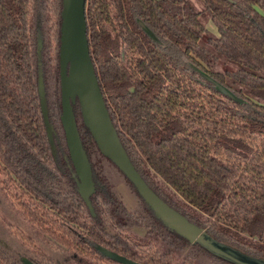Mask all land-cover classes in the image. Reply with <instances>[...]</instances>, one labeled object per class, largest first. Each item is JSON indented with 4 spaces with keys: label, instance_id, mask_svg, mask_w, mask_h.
Listing matches in <instances>:
<instances>
[{
    "label": "trees",
    "instance_id": "trees-1",
    "mask_svg": "<svg viewBox=\"0 0 264 264\" xmlns=\"http://www.w3.org/2000/svg\"><path fill=\"white\" fill-rule=\"evenodd\" d=\"M60 10L61 0H0V195L34 235L13 224L9 232L33 264H58L42 242L67 252L63 264H121L101 246L140 264H196L173 250L134 254L135 247L156 253L151 240L130 231L138 218L111 191L90 197L91 213L68 154L54 160L38 104L31 17L47 15L54 49ZM84 15L103 100L134 168L192 223L264 258V0H86ZM50 104L58 124L59 99ZM73 112L90 161L99 151L77 103ZM92 173L105 186L93 164ZM0 264L22 263L0 245Z\"/></svg>",
    "mask_w": 264,
    "mask_h": 264
},
{
    "label": "water",
    "instance_id": "water-1",
    "mask_svg": "<svg viewBox=\"0 0 264 264\" xmlns=\"http://www.w3.org/2000/svg\"><path fill=\"white\" fill-rule=\"evenodd\" d=\"M86 0H61L58 76L60 87V123L71 165L74 169L76 190L92 213L90 197L95 192L90 161L82 147L73 105L78 104L81 123L86 127L99 153L107 158L132 184L133 188L153 212L155 217L169 230L190 244H197L209 254L233 264H264V258L247 255L243 251L224 242L217 241L204 229L189 222L183 215L167 205L146 184L134 168L116 129L111 121L98 84L97 76L89 54L86 34L84 7ZM144 33L155 43L160 44L151 30L138 21ZM41 41L37 42V52ZM193 66V65H192ZM214 88L234 101H239L229 90L201 72ZM39 104L46 126L48 141L54 152L52 128L47 121L46 103L41 80L38 81ZM99 251L106 257L121 264H138L124 256L102 247ZM23 264H33L27 258H21Z\"/></svg>",
    "mask_w": 264,
    "mask_h": 264
},
{
    "label": "flooded vegetation",
    "instance_id": "flooded-vegetation-1",
    "mask_svg": "<svg viewBox=\"0 0 264 264\" xmlns=\"http://www.w3.org/2000/svg\"><path fill=\"white\" fill-rule=\"evenodd\" d=\"M38 31L41 34V30H40L39 26H37L36 27V30L34 31V40L35 41H34V51H33V56H34L33 62H34V67H35V71H36V80H35L36 81V91H37L38 104H39L38 81L40 79L41 80V84H42V88H43V92H44V99H45V103H46L47 121H48L49 125L52 128V137H53V145H54V150H53L54 152L53 153H52V150H51V147H50V143L48 141L46 126H45V123H44V118H43V115H42V111L40 109V115H41L42 124H43V128H44V134L46 136V140H47V143L49 145L51 154L53 155L54 160L56 162H58L59 161V158L61 156L62 157H65V154H68V151H67V147H66V143H65L64 132H63V129H62V126H61V123H60L61 109H60V113H59V123L58 124H59L62 132L61 131L58 132V130L56 128V124L57 123H55L54 121H52L50 119V110H49V108H50L49 107L50 106L49 105L50 102H49V97H48V92H47L46 81H45V69H44L45 65H44V60H43V56H42V51L44 50L43 49L44 40H43V37H42L41 40H40L41 41V47H40L39 52H37V42H38V34H37V32ZM41 36H42V34H41ZM57 68H58V62H57ZM57 74H58V70H57ZM57 77H58V85H59V76H57ZM59 90H60V87H59ZM59 93H60V91H59ZM59 107H60V97H59ZM39 108H40V104H39ZM74 116H75V114H74ZM75 120H76V118H75ZM65 151H66V153H65ZM90 167H91V170H92V164L91 163H90ZM92 180H93V183H94L95 192L97 191V193L104 194V195H106L109 198L110 194L107 191H111V190L109 189L108 183L105 182L106 183L105 186L103 184H101V185L98 184L97 183V180L95 179L93 173H92ZM125 180L128 181L126 178H125ZM129 189L132 192V194H134L133 196L136 199V207H137L136 210H132L131 208L127 207L121 201V199L115 195V192H113V193H114V196L118 200H120L122 202V204H124V206L128 209V211L138 218L137 221L135 219L132 221L133 224H131V226L129 227L130 228V231H132L133 233H135L140 238L147 239V240L148 239L151 240L156 245V247H155L156 248V251H155L156 253L150 254L149 251L140 252V249H137L138 250L137 251L136 250V247H135V248L132 249L134 254L137 253V256H139V257H146V256H151L152 257V255L161 256L164 253H167L169 250H172L173 249L172 247L178 248L179 246H184L183 247V250L186 248V251L185 252H187V253L186 254L184 253V255H186V256H183L181 258H179L177 256V259L180 262H183V260H184L183 258L184 257H191L192 255H195L196 252H198V253H201L202 255L205 254V257L208 258L209 260H211V262L209 264H233L231 262L224 261L223 259H220V258H218L216 256L215 257L210 256L208 253H206V251L203 248L199 247L197 244H190L188 242H185L184 241L185 239H183V238L180 239L181 238L180 236H179L180 237L179 238L178 235L174 231L169 230L168 228H166L161 223V221L155 217V215L153 214V212L144 203V201L139 197V195L137 194V192L134 191V189H132L131 187H129ZM153 192L158 197H160L155 191H153ZM165 203L167 205H169L171 208H173L174 210H176V208H174L172 205L168 204L167 202H165ZM176 211L179 212L178 210H176ZM179 213L181 215H183L181 212H179ZM183 216L189 222H191L186 215H183ZM134 222H135V224H134ZM136 222H140L141 224L140 225H136ZM195 225H197V224H195ZM198 227L204 229L205 232L208 233L207 230H206V228L201 227V226H198ZM105 229L109 233L110 236L111 235H114V232L111 229H108L107 227ZM215 235L217 236L215 238L212 236L214 239H216L217 241L223 242L221 240L224 239V236L220 232H216ZM124 239L126 240L125 237H124ZM109 242L110 243H113V240L112 239H109ZM102 248H104V247H102ZM104 249H106L108 251H111V250H109L107 248H104ZM59 250L61 252L65 253V254H67V252L62 251L61 249H59ZM111 252H113V251H111ZM173 252L175 253V250H173ZM188 253L191 254V256H189ZM247 255H250V254H247ZM30 256H32V253L31 252L28 253V254L22 253V254H19L15 260L17 262L20 261L23 264V262L21 261V258H27L28 260H30L29 259ZM250 256H253V255H250ZM65 257H66V255L61 260L55 259L56 263H58V264L65 263V261H64ZM253 257H256V256H253ZM128 259H130V258H128ZM136 263H138V262H136ZM138 264H140V263H138Z\"/></svg>",
    "mask_w": 264,
    "mask_h": 264
},
{
    "label": "rangeland",
    "instance_id": "rangeland-1",
    "mask_svg": "<svg viewBox=\"0 0 264 264\" xmlns=\"http://www.w3.org/2000/svg\"><path fill=\"white\" fill-rule=\"evenodd\" d=\"M192 4L197 3V0H188ZM46 14L40 17L38 11H35V14L31 17L32 29L35 31L36 27L39 26L41 30V34L38 31V41L43 37L44 43L47 48L42 51V56L44 60V69H45V81L47 86V92L49 97V102L53 103L57 99H59V85H58V77L56 76V68L57 65V51L58 47L55 45L54 49L49 47V38H48V25ZM206 28L210 32H215L214 25L208 21L206 24ZM44 44V45H45ZM58 70V68H57ZM51 105V104H50ZM56 128L62 132L59 124H56ZM92 164L95 166L96 170L103 176L106 183H108L109 189L112 192H115V195L121 199V201L132 210H136V199L134 198V194L130 191L129 183L125 180L122 173L104 156L99 154V152H94L93 156L90 160ZM113 188V189H112ZM8 224L16 225L30 236L34 235L33 230L29 228L15 213L13 209H11L7 202L0 196V245L11 255L12 258L16 259L19 254L30 253L29 250L23 246L18 240H16L8 229ZM40 245L43 249L49 253L53 259L61 260L66 255L61 252L56 246L50 244L49 242H42ZM184 246H179L178 248L172 247V250H175V254L181 258L186 254V248L183 250ZM189 254V253H188ZM191 256V254H189ZM194 262L196 264H209L211 260L205 257V254L196 252L195 255H192Z\"/></svg>",
    "mask_w": 264,
    "mask_h": 264
}]
</instances>
